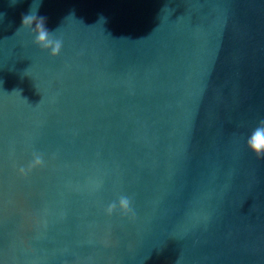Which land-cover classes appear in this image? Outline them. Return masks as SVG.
<instances>
[{
    "label": "water",
    "instance_id": "1",
    "mask_svg": "<svg viewBox=\"0 0 264 264\" xmlns=\"http://www.w3.org/2000/svg\"><path fill=\"white\" fill-rule=\"evenodd\" d=\"M261 120L264 0H0V264H264Z\"/></svg>",
    "mask_w": 264,
    "mask_h": 264
},
{
    "label": "clouds",
    "instance_id": "2",
    "mask_svg": "<svg viewBox=\"0 0 264 264\" xmlns=\"http://www.w3.org/2000/svg\"><path fill=\"white\" fill-rule=\"evenodd\" d=\"M19 0H11V4L14 6ZM37 10V9H36ZM36 10L33 8L30 13L22 15V29L29 30L34 36V43L44 51H50L52 57L60 55L63 48V39L57 38L54 32H50L46 28V18L38 16ZM104 22V18L101 17ZM19 31V30H18ZM247 147L255 153V155L264 159V120H261L257 127L253 129L249 138L247 139ZM44 159L39 154H34L33 162L29 165L28 169L20 168V174L27 176L35 168L43 167ZM119 211L125 216H134L135 211L132 206V201L124 195L119 197L118 205L116 202L111 203L107 209V215L112 216Z\"/></svg>",
    "mask_w": 264,
    "mask_h": 264
}]
</instances>
